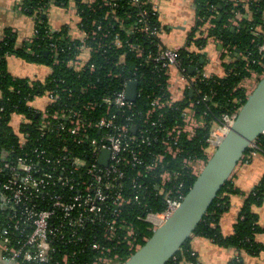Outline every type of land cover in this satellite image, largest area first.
Instances as JSON below:
<instances>
[{"label":"built area","instance_id":"1","mask_svg":"<svg viewBox=\"0 0 264 264\" xmlns=\"http://www.w3.org/2000/svg\"><path fill=\"white\" fill-rule=\"evenodd\" d=\"M83 1L88 6L96 3V0ZM131 3L138 11L135 27L159 41L157 53L151 60L153 72L166 76L167 95H142L149 108L136 111L135 102L141 93L138 82L108 71L105 77L109 81L122 78L119 90L109 93L110 86L106 85L104 94L81 105L82 108H75L76 103L67 109L48 110L57 94L52 92L44 96L49 99L47 106L43 109L34 107L41 111L32 124L36 133L15 131L19 139L18 153L11 156V149L0 151L1 261L8 264H120V258L112 255L114 247L111 243L125 242L133 252L141 247L134 242V229L125 226L124 211L139 205L133 217L149 223L150 230L155 231L179 208L189 190L183 181L178 182L181 175H187V171L182 170L188 167L190 176L196 177L210 157L208 150L216 149L234 123L239 109L220 115L207 139L209 147L205 161L194 162L190 157H184L180 161L182 170L174 168V161L182 152L181 138L192 140L196 129L203 126L195 117L194 108L198 102L195 103L189 93L212 76L203 71L195 74L181 69V48L163 46V26L151 25L147 11L143 9V5L149 4L159 15L154 0H131ZM103 6L110 8L105 14L107 18L115 13L118 3L103 0ZM71 10L77 19L80 36H70L66 27L68 37L80 40L82 45L79 55L69 66L80 70L91 59L93 48L84 43L89 34L81 25L75 3ZM212 18L214 16L205 22L202 37H206L212 27ZM92 23L96 25V30L91 33L95 39L103 27ZM230 23L236 25L233 19ZM50 29L51 32L58 31ZM35 34L36 30L31 38ZM111 45L122 47L118 34ZM105 47L98 44L104 53ZM222 51L226 53V50ZM258 51L264 54V44ZM122 61L123 58L118 64ZM171 67L178 71H169ZM131 82L137 84L134 101L127 99V87ZM178 86L181 98H176L173 93ZM168 109L179 112L180 123L171 127L164 125V111ZM23 122L24 118L20 125ZM254 147V143L249 146ZM255 154L251 152V155ZM151 179L155 181L149 188L147 181ZM141 199L149 202L142 204ZM123 231L125 235L120 237Z\"/></svg>","mask_w":264,"mask_h":264},{"label":"trees","instance_id":"2","mask_svg":"<svg viewBox=\"0 0 264 264\" xmlns=\"http://www.w3.org/2000/svg\"><path fill=\"white\" fill-rule=\"evenodd\" d=\"M116 1L118 7L115 13L107 18L105 14L110 8L103 6V0H96L92 6H88L83 0H21L18 3V11L33 21L36 34L21 44H17L15 34L9 29L4 30L0 36V151L11 149V156L18 153L19 139L11 126L13 116L24 118L19 130L32 135L36 133L32 124L37 121L41 111L32 107L31 102L52 92L57 94L56 101L47 107L52 111L67 109L76 103L78 105L75 108H82L81 105L104 94L106 85L110 86L109 93L119 90L123 82L122 78L138 82L141 93L135 102L136 111L137 109L145 111L149 108L148 101L142 95L152 97L167 95L166 76L163 73L153 72L155 70L151 60L157 53L158 39L149 38L135 27L138 11L133 7L131 0ZM72 3H75L83 29L89 34L84 43L93 48L91 59L80 70L69 66V63L79 55L82 42L70 39L65 28L51 32L46 14L50 5L67 9ZM193 3L196 21L187 34L185 47H194L202 51L207 42L213 40L226 50L222 58L228 57L231 62H223L226 72L223 78L212 76L204 80L197 85L190 97L195 103L198 102L194 108L195 117L203 126L196 129L192 140L181 138L182 152L174 161L176 163L174 168L178 170H182L180 161L184 157H190L194 162L207 159L206 149L209 147L207 139L211 130L218 124L220 115L235 112L245 103L247 94L246 88L242 86L244 79L250 78L252 73L257 77L264 75V54L258 51L259 46L264 44V0H193ZM143 9L147 11L151 25L160 28L159 15L152 10L151 5L145 4ZM219 15L221 17L218 20ZM210 16H214L210 20L212 27L208 29L207 36L202 37V28ZM231 19L235 20L236 25L230 23ZM92 22L101 24L103 27V31L98 33L95 39H92L91 33L96 30V25ZM103 34L106 36L104 37ZM116 34L123 42L120 48L111 45ZM98 44L106 45L105 53L98 48ZM185 47L179 51L181 69L188 72L194 68L195 74L202 72V55ZM237 54L240 56L238 57ZM9 56L48 66L52 72L44 80L14 77L7 70ZM121 58L123 63L118 64ZM92 66L93 69H91ZM108 71H112L113 74L119 73L122 78H113L109 81V78L105 77ZM187 98L189 99V96ZM164 115V125L167 127L181 122L179 112L168 109L164 111ZM254 145V148L246 150L245 155L252 151L264 154V134L254 141ZM182 171H187V175H181L178 182L183 181L188 190L196 177L190 176L188 167ZM154 181V179L147 181L149 188H152L151 184ZM263 192L264 176L261 185L248 195L232 233L225 237L220 232L219 219L227 210L229 196L236 193L229 179L193 236L209 239L221 247L234 248L237 256L230 264H245L242 259L243 253L257 256L264 251V244L258 243L255 239L258 234L264 233V228L257 224V215L253 213V207L263 202ZM144 201L149 202L148 199H141L142 204ZM148 205L152 206L150 203ZM138 206L125 210L122 217L124 216L125 226H130L135 231L134 242L142 246L145 243L143 239L150 238L153 232L150 230L149 223L133 217ZM124 235V231L120 233V237ZM190 240L188 239L166 264L181 262L198 264L196 255H192ZM111 245L114 247L112 255L120 258V264L134 253L129 250L125 242L120 244L113 242Z\"/></svg>","mask_w":264,"mask_h":264},{"label":"crops","instance_id":"3","mask_svg":"<svg viewBox=\"0 0 264 264\" xmlns=\"http://www.w3.org/2000/svg\"><path fill=\"white\" fill-rule=\"evenodd\" d=\"M21 0H0V36L6 29L11 30L17 38V44L31 39L34 31L33 21L18 11V3ZM159 13V19L163 26L161 42L166 48H183L187 41V34L196 21L195 6L193 0H154ZM72 4L67 8H57L50 5L47 10V20L53 30L68 28L69 35L79 37L77 29V19L71 14ZM165 35L162 37V35ZM178 33V34H177ZM191 51H196L202 55L203 72L207 76H225L223 62H231L228 57L222 58L224 51L219 43L209 40L202 51H197L194 47ZM238 55V54H237ZM240 56V55H239ZM238 56V57H239ZM7 70L19 78L30 80H44L51 74V68L45 65L29 63L15 56L7 59ZM169 71H178L176 67H171ZM176 98H181L179 86L173 89ZM47 97L35 99L31 106L43 109L47 106ZM22 117L13 116L11 126L18 132ZM16 129V130H15ZM264 176V154H247L236 166L231 181L236 193L231 194L228 199V207L219 219V228L223 236H229L233 231V226L237 222L239 213L248 197L262 183ZM253 213L257 215V224L264 228V192L263 202L259 206L253 207ZM190 247L196 255L198 264H230L237 256V251L232 247H221L211 240L192 236ZM258 243L264 244V233L255 237ZM245 264H264V251L257 256L242 254ZM180 264H190L181 262Z\"/></svg>","mask_w":264,"mask_h":264},{"label":"water","instance_id":"4","mask_svg":"<svg viewBox=\"0 0 264 264\" xmlns=\"http://www.w3.org/2000/svg\"><path fill=\"white\" fill-rule=\"evenodd\" d=\"M218 16V20L220 19ZM222 49V47L220 46ZM201 63L203 60L201 59ZM194 68L190 69L193 73ZM137 84L127 87L134 101ZM192 96V91L189 93ZM264 134V75L239 108L230 130L207 159L179 208L162 223L144 245L123 264H166L182 248L203 220L218 193L231 178L246 150ZM0 264H8L0 260Z\"/></svg>","mask_w":264,"mask_h":264},{"label":"rangeland","instance_id":"5","mask_svg":"<svg viewBox=\"0 0 264 264\" xmlns=\"http://www.w3.org/2000/svg\"><path fill=\"white\" fill-rule=\"evenodd\" d=\"M178 34V33H177ZM165 35V33L162 35V37ZM262 76H259L257 77L254 73L251 74V77L248 78V79H244L243 83H242V86L246 87V94H249L251 93V91L255 88L256 84L258 83L259 79L261 78ZM32 104V102H31ZM16 130V129H15ZM15 132V131H14ZM213 153L212 150H208V154L211 155ZM201 171V169L199 170ZM199 173V172H198ZM193 255H195L193 253Z\"/></svg>","mask_w":264,"mask_h":264}]
</instances>
